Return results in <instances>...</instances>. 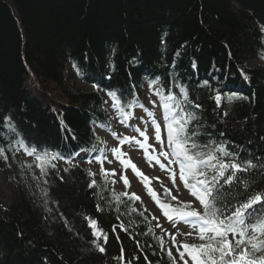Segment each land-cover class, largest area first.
<instances>
[{
    "label": "trees",
    "instance_id": "1",
    "mask_svg": "<svg viewBox=\"0 0 264 264\" xmlns=\"http://www.w3.org/2000/svg\"><path fill=\"white\" fill-rule=\"evenodd\" d=\"M262 29L264 0H0V159L14 170L23 144L36 149L30 158L49 153L46 164L55 154L63 164L44 169L41 197L17 179L18 194L0 204V264H121V249L123 264H171L135 201L116 204L105 181L89 188V172L72 160L101 155L95 131H110L107 106L118 115L109 92L133 117L150 118L145 109L162 115L158 88L180 101L186 89L201 140L257 165L239 174L240 192L264 190V63L250 66L264 59ZM31 82L42 94L53 85L64 107L37 101Z\"/></svg>",
    "mask_w": 264,
    "mask_h": 264
},
{
    "label": "snow or ice",
    "instance_id": "2",
    "mask_svg": "<svg viewBox=\"0 0 264 264\" xmlns=\"http://www.w3.org/2000/svg\"><path fill=\"white\" fill-rule=\"evenodd\" d=\"M153 83L159 84L160 78L157 77ZM108 95L113 100V107L117 109L118 121L126 128L131 127L137 133V136L126 134L121 136L115 131L111 132V136L117 139V146L111 148L112 155L119 161L123 169L131 168L134 175L143 184L147 194L173 227L180 223L188 225L191 231L183 233V235H195L201 241L199 244L181 243L177 245L176 235L170 234L173 247H176L183 264H188L189 259L192 264H264V190L258 189L255 193L245 192L242 194L239 188L241 183L239 174L249 172L257 165L251 159L245 160L237 153L230 151L223 142L212 143L201 140L200 134L191 127L193 123L199 124L198 114L194 110H189V107H185V104L189 106L193 104L186 89L181 90L183 101L178 100L170 89L165 92L164 88L160 87L155 92L162 110L163 128L167 136L166 146L161 136V124L157 122L153 112L145 109L148 117H151L154 139L156 143L160 144L159 151L148 143L149 137L146 130L129 124L133 113L121 106L117 94L109 92ZM227 99L231 101L234 97L229 96ZM215 100L219 107L221 96L217 95ZM152 103L155 106L156 102L152 101ZM132 107L133 104L129 103L128 108ZM140 107L144 106L141 104ZM200 107L199 103L195 104V108ZM142 119L143 117L139 118V120ZM126 144L129 146L135 144L139 149H142L144 159L149 166H152V162L155 161L162 171H167L173 187H177L175 168H178L179 180L190 195L199 202L200 209L193 208L191 202L179 201V193L172 195L171 190L161 183L164 197H171L172 201H177L176 204L164 202L150 186L152 178L139 170L132 163L128 154L122 151V147ZM21 146L26 154H36L35 148H28L23 144ZM49 155V153L37 154L36 158L38 161H44L48 159ZM161 157L167 161V165L161 163ZM51 158L56 159L58 155L54 154ZM95 159L101 165L100 172L107 184L109 173L103 167L104 161L107 160V157L103 155V150L101 155ZM108 162L111 163V161ZM37 167H40L42 172L44 171L43 163L38 164ZM88 175L94 176L95 174L89 171ZM116 175L117 173L113 169L111 176ZM120 179L123 181L125 189L130 187V182L125 175L121 174ZM155 179L159 181V177ZM111 183L115 184L116 181L111 180ZM95 185L96 180L93 179L88 187L93 188ZM234 187L235 193L233 192ZM249 187H251L250 184L244 183L245 189ZM112 195L116 204L123 203L121 197L132 201L141 199L135 193L130 194L127 191L119 194L113 192ZM147 210L145 208V211ZM97 211H102L99 205H97ZM152 218L159 220L155 215ZM85 219L88 220V226L92 229V235L96 240L103 238L106 244L108 234L95 219L91 217H85ZM156 227H160V224L157 223ZM120 228L124 230L123 225ZM113 230L115 231V229ZM96 240H93V243L97 250L104 253L105 247L97 244ZM162 245L163 241L161 240ZM181 248L183 251L180 250ZM123 251L121 249V255L118 257L121 264L124 260ZM185 254L188 259H185ZM167 255L171 264H177L170 250Z\"/></svg>",
    "mask_w": 264,
    "mask_h": 264
},
{
    "label": "rangeland",
    "instance_id": "3",
    "mask_svg": "<svg viewBox=\"0 0 264 264\" xmlns=\"http://www.w3.org/2000/svg\"><path fill=\"white\" fill-rule=\"evenodd\" d=\"M6 3L9 0H4ZM264 63V59H262L261 62H258L256 60L250 62V66L255 67L258 65H261ZM80 86L84 89L82 84ZM34 89V88H32ZM30 87L28 86L26 90L30 93H33L31 91ZM47 98L45 100V105H50L54 109H61L66 104V99L62 96V94L55 89L53 85H50L47 89ZM44 101V99H43ZM152 112H154L152 110ZM106 118L108 122L111 125L110 133L103 134L98 132V138L100 141L104 144V156L107 157V160L104 161L103 167L108 170V181L111 187L112 192H115L117 194L122 193L124 191H127L128 193H135L138 195L141 199L136 201V209L143 213V215L147 218L149 223L151 224V227L154 231V234L158 236L163 241V248L168 253L170 250L172 252L173 258L176 260L177 264H183V261L180 260L179 254L177 252L176 247H173V243L171 240L170 234L176 235V241L177 245L181 243H187V244H199L201 241L195 236H185L183 233H187L191 231L190 227L188 225H185L183 223H180L173 227V225L162 215L160 209H158L151 197L147 194L143 184L140 182V180L134 175L131 168L123 169L120 165L119 161L115 159V157L111 153V148L117 146V139L113 138L111 136V132L115 131L121 136L126 134L128 136H137V133L132 130L131 127H125L123 124H121L116 116L115 113L111 110V107H108L106 109ZM155 118L158 123L161 124V136L162 140L165 143V146L167 144V136L166 131L163 128V119L162 115L154 112ZM129 124L141 128V130H146L147 135L149 137L148 143L152 144L157 151L160 149V144L155 142L154 139V129L152 128L151 122H147L146 124H142L140 121H134L129 120ZM122 151L126 152L128 154V157L131 159L132 163H134L139 170H141L146 176L152 178L151 180V187L158 193L160 198L164 201L169 200L173 203H177V201H172L171 197H164V191L161 187V183H163L164 186L169 188L172 192V195H178V200L183 202H191L193 208L198 209V204L195 201V199L188 193V191L183 187L182 182L179 180L178 175V168H175L177 175H176V185L177 187H173L172 180L169 179V173L167 171H162L158 164L155 163V161L152 162V166H149L148 162L144 159V153L142 149H139L135 144L129 146L124 145L122 147ZM151 151V150H150ZM16 160V167L14 170H12L4 161L0 159V204L4 207H8L10 205L11 200L14 196L18 194L17 191V179L20 180V182L25 186L28 192L34 194L37 197H41L45 187L43 186V182L40 181V175H41V168L37 167L38 163L37 161H34L33 159L26 156L23 152L17 153V156L15 157ZM161 163H164L167 165V161L163 159V157L160 158ZM108 161H111L109 163ZM50 165H55V168L59 169V165L57 163H50ZM85 167L88 171H91L95 175L92 176L93 179L96 180V182H102L105 181L104 177H102L100 168L101 165L99 162H89L85 164ZM115 170L117 175L111 176V171ZM125 175L129 182L130 187L125 189L123 181L120 179V175ZM156 177H159V181L155 179ZM111 180H115L116 183H111ZM25 189V190H26ZM145 208L148 210L145 211ZM153 215L157 216L159 220H154L152 217ZM157 223L160 224V227H156ZM231 239V238H229ZM183 251V249H180ZM185 259H188L187 254H185ZM188 264H192L191 260H188Z\"/></svg>",
    "mask_w": 264,
    "mask_h": 264
}]
</instances>
